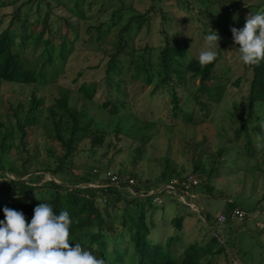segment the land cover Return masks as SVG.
Listing matches in <instances>:
<instances>
[{"label":"rangeland","instance_id":"rangeland-1","mask_svg":"<svg viewBox=\"0 0 264 264\" xmlns=\"http://www.w3.org/2000/svg\"><path fill=\"white\" fill-rule=\"evenodd\" d=\"M25 2L27 0H20L14 6L0 10V15L3 14L0 31L12 19L14 8L22 3L20 20L24 19L25 13L29 22L38 21L36 31L42 27V18L48 16L54 44L59 43L58 34L61 33L64 37L77 40L65 59L63 70L45 84L0 82V121H7L8 107L16 103L26 105L32 93L42 99L43 108L61 93H66L70 105L93 116L97 125L107 133L99 148L92 150L88 141L84 140L74 154L75 174L90 167L97 173L91 180V185L103 181L105 170L133 175L139 186L155 183L163 174L176 173L180 176L192 173L199 183L201 176L193 171L194 161L200 159L206 169L217 165L218 171L212 180L214 195L207 193L200 185L193 189L196 199L192 201L198 211L189 209L167 194L162 196L160 204L152 201L148 203L144 199L147 220L154 225L151 237L167 242L171 235L178 233L180 241L175 244L178 259L182 257L183 248L190 242H197L210 247L212 251L207 253L201 264H264V144L258 132L252 128L256 124L264 126V104L255 103L252 113L248 114L246 96L253 66L245 65L240 60L237 51L239 45L233 42L230 31L232 27L242 28L249 13L264 11V0ZM142 13H147V16L145 24L139 26L134 20H138ZM131 18L134 20L130 22ZM111 20L115 22L114 25ZM15 23L19 26L20 21ZM128 23L132 45L139 53L147 46L150 60L155 66L160 61L159 53L164 45L165 34L172 43L180 45L175 46L184 47L186 59H191L197 58L206 47L204 37L209 34V26L217 31L221 39L219 48L215 49L218 57L214 75L218 79L211 81V85L224 87V92L219 103L210 104L211 111L207 119L196 123L185 121L182 115L185 111L196 114L197 118L202 117L193 98L198 78L190 73L184 75L185 84H179L176 89L182 108L179 113H174L166 90L157 88L152 93L157 77H153L151 84H146L141 77L132 78L131 72L126 69V57L121 58L125 66L123 79L121 78L122 91H116L117 77L106 73V63L114 51L109 40L114 41L119 27ZM99 28L103 31L102 38L97 37ZM47 36L48 30L44 34V37ZM31 50L34 53L27 55L37 58L41 46ZM174 74L172 73V77L177 83ZM235 81H238V85L234 84ZM90 82H95L98 86L95 97L91 101H83L78 89L82 83ZM114 97L125 101L124 107L114 100L106 108L101 107L107 99L112 100ZM202 101L207 102L205 96ZM119 117H122L123 129L116 135L114 125ZM245 119L248 120L247 129L237 137L236 128ZM143 134L147 136L143 137ZM30 140L32 150L36 149L39 154L41 169L57 163L56 155L60 153L58 144L50 142L40 128L32 134ZM222 146L227 151L218 158L217 151ZM173 178L177 177L174 175ZM50 179L61 181L59 176L46 173L38 184ZM227 202H233L245 210L246 221H227L218 225L205 218L206 212L213 218L219 212H226ZM103 203L102 201L101 204ZM118 206L122 208L123 202H119ZM120 212L119 210L118 213ZM179 216H183L180 232L171 223L173 218ZM116 225L119 224L116 222ZM213 236L217 241L210 240Z\"/></svg>","mask_w":264,"mask_h":264},{"label":"trees","instance_id":"trees-1","mask_svg":"<svg viewBox=\"0 0 264 264\" xmlns=\"http://www.w3.org/2000/svg\"><path fill=\"white\" fill-rule=\"evenodd\" d=\"M19 1L0 0V10L7 6H14ZM32 1L27 0L25 3ZM21 6H23L22 3L14 8L12 19L0 31V82L24 85L45 84L63 70L65 59L73 50L77 38L64 37L60 32L61 35L58 34L59 43L54 44L52 25L48 21V16L42 18L40 23L42 27L36 31L35 27L39 23L38 21L29 22L25 13L24 19L20 20ZM227 8L228 6L225 7V10ZM80 14L82 18L83 10ZM2 15H0V22ZM139 16L138 20L129 19L130 22L134 20L138 22L139 26H143L147 13H142ZM15 21H20L19 26ZM111 22L112 25L115 24L112 20ZM128 26L129 23L119 27L114 41L109 40L114 51L106 63V73L109 75L112 73L117 77L115 80L116 91H122L121 82L125 66L121 58L126 57L128 60L126 69L131 72L132 78L141 77L146 84H151L154 81L153 77H157L158 81L152 93L156 92L157 88L166 90L170 96L174 113H179L182 112V108L176 89L179 84H185L184 75L190 73L193 77L198 78V86L193 98L198 104L202 117L197 118L196 114L185 111L182 112V115L185 121L196 123L207 119L211 111L210 104L219 103L224 92V87L219 86V88L217 85H211V81L218 79L214 75L217 59L212 64L201 68L197 58L186 59L184 47L175 46L179 44L172 43V40H169L165 34L164 45L159 53L160 61L155 66L150 60L147 46H144L143 51L139 53L137 48L132 45L133 39L128 35ZM47 30L48 36L44 37ZM102 32L100 28L97 29L98 38H102ZM39 45L41 51L37 58L29 57L27 54L34 53L31 48H38ZM181 50L184 51L181 52ZM172 73L176 74L174 77L177 79V83L173 80ZM234 84L238 85V81H235ZM97 88L95 82L82 83L78 91L84 99L83 101H91L95 97ZM204 96L207 102L202 101ZM113 100L124 107L125 101L117 97L112 100L107 99L101 107L106 108ZM208 102H210L209 105ZM258 102L264 104V61L253 66L249 92L246 96L249 115L252 113L254 104ZM42 108V99L32 93L26 105L16 103L8 107L7 121H0V221L5 219L3 212L5 207L23 212L29 222L32 219L34 208L39 203H49L57 215L61 211H67L72 218L73 223L70 228L72 241L70 244L74 247L75 243L79 242L97 257L104 258L108 264H201L207 253L212 252L210 247L190 242L183 248L182 257L178 259L175 251V244L180 241L178 233L171 235L167 242H163L157 237L156 239L151 237L154 225L152 221L147 220L144 201L150 203L152 196L135 195L125 188L111 185L107 187L90 186L91 180L97 175L91 170V167L83 170L82 173L75 174L73 172L74 154L78 146L87 140L92 150L99 148L104 143L107 133L97 125L93 116L70 105L66 93H61L51 104ZM247 121L245 119L244 123L236 128L237 137L247 129ZM122 124V117H119L114 125L116 135L122 131ZM38 128L50 142L55 141L58 144L60 153L56 155L57 163L54 166L41 169L39 154L36 149L32 150L31 148L30 137L37 132ZM252 128L258 132L264 144V126L256 124ZM126 130L127 128L124 132ZM142 136L146 137L147 135L143 134ZM226 151V147H220L217 157L219 158ZM193 152L195 153V148ZM193 171L198 172L201 176L198 185L207 193L214 195L215 186L212 184V180L218 171L217 165L206 169L199 159L194 161ZM113 172L118 174L121 179L133 178L135 180L133 175L119 171ZM46 173L59 176L61 181L56 182L54 179H50L38 184ZM72 173L74 176H71ZM174 175L178 179L184 177L179 173L163 174L161 179H157L155 183L139 186L135 180L136 183L131 187L134 192L139 193L141 190L146 191L150 187L163 183L162 179L170 181ZM25 176L27 178L24 179ZM102 177V182L108 181L105 175ZM102 201L103 204H101ZM121 201L123 202L122 208L118 206ZM234 207L239 206L233 202H227L226 212H221L226 216L224 222L216 221L215 217L213 218L207 212L204 216L207 220H213L212 222L218 225L227 221H237L231 220L227 216ZM119 210L120 213H118ZM245 219L238 222H244ZM116 222L119 224L118 226ZM171 223L176 231L180 232L183 227V216L173 218ZM210 240L217 241L214 236Z\"/></svg>","mask_w":264,"mask_h":264},{"label":"clouds","instance_id":"clouds-1","mask_svg":"<svg viewBox=\"0 0 264 264\" xmlns=\"http://www.w3.org/2000/svg\"><path fill=\"white\" fill-rule=\"evenodd\" d=\"M230 31L243 64L254 66L264 61V11L249 13L242 28ZM204 39L206 47L197 57L201 68L216 61L221 37L209 26ZM3 212L0 264H108L79 242L74 247L70 244L73 221L67 211L57 215L51 204L42 202L34 208L30 223L21 211L5 207Z\"/></svg>","mask_w":264,"mask_h":264},{"label":"built area","instance_id":"built-area-1","mask_svg":"<svg viewBox=\"0 0 264 264\" xmlns=\"http://www.w3.org/2000/svg\"><path fill=\"white\" fill-rule=\"evenodd\" d=\"M94 171H96V169H94ZM104 175L108 181L99 182L96 185H89L100 187H107L111 185L117 188H125L135 195L152 196V202L155 204H160L162 202V196L167 194L169 196L175 197L178 202L188 206L191 210L198 211L196 208H194L195 203L192 200L196 199L193 189L199 183L196 176H194L192 173L184 175L183 179L172 178L170 181L150 187L146 191L141 190L139 193L134 192L131 187L136 183L133 178L121 179L118 174L110 170L105 171ZM227 216H229L231 220L242 221L245 219L246 212L240 207H234ZM225 217L226 216L223 213L219 212L215 215V220L218 222H224Z\"/></svg>","mask_w":264,"mask_h":264}]
</instances>
